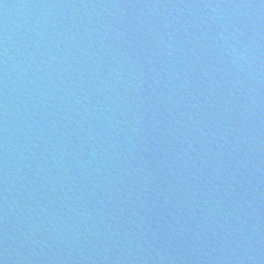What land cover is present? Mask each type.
Here are the masks:
<instances>
[{
	"label": "water",
	"instance_id": "1",
	"mask_svg": "<svg viewBox=\"0 0 264 264\" xmlns=\"http://www.w3.org/2000/svg\"><path fill=\"white\" fill-rule=\"evenodd\" d=\"M0 264H264V0H0Z\"/></svg>",
	"mask_w": 264,
	"mask_h": 264
}]
</instances>
